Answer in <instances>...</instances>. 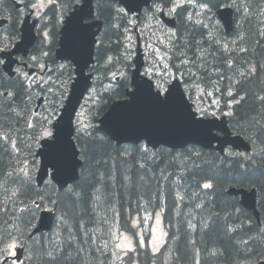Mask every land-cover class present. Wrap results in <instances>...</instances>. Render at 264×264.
<instances>
[{
	"label": "trees",
	"instance_id": "trees-1",
	"mask_svg": "<svg viewBox=\"0 0 264 264\" xmlns=\"http://www.w3.org/2000/svg\"><path fill=\"white\" fill-rule=\"evenodd\" d=\"M57 1L68 7L74 0ZM196 1L208 4L212 10L232 4L235 23L243 17L237 13L234 0ZM250 1L251 8L257 4L264 14V1ZM163 2L165 7L171 4L170 0ZM110 10L111 5L102 7L100 16L110 19ZM185 12L179 9L176 13L180 43L172 52L171 66L180 72L184 67L177 66L182 59L177 54L190 57L192 74L184 72L185 80L213 91L222 110L231 104L229 128L249 142L251 152L220 155L193 146L156 151L142 145L116 146L94 128L74 137L82 160L78 180L61 194L51 182L38 188L32 171L37 142L31 138L36 132L27 127L33 99L27 96L22 82L6 78L0 70V133L9 137L0 139V248L12 238L17 242L26 240L20 264H256L264 260V15L253 22L249 10L242 27L237 31L234 26L230 34L240 37L239 44L228 51L208 40L204 24L185 20ZM120 22L122 36L126 22L123 18ZM108 33L101 37L103 46L96 50L98 65L91 68L98 75L93 86L97 87L96 101L90 107L96 117L112 102L125 98L132 67V62L125 63L127 77L113 88H106L112 81L106 72L116 68L108 57H121L120 50L112 48L125 44L123 36L114 39ZM47 59L55 63L51 52ZM60 70L65 74L55 88L62 81H67L68 88L72 68L69 65ZM225 91H232L233 96L226 97ZM58 97L62 99L59 91ZM22 158L31 163L30 180L19 171ZM204 183L212 187L205 189ZM230 186L257 190L261 226L251 212L240 207L236 197L226 194ZM53 202H57L60 218L56 231L29 239L38 210ZM160 211L167 241L157 254H152L148 236H138L132 220ZM115 231L135 238L134 251L117 259L112 257L111 236ZM3 258L0 256V261Z\"/></svg>",
	"mask_w": 264,
	"mask_h": 264
},
{
	"label": "water",
	"instance_id": "water-1",
	"mask_svg": "<svg viewBox=\"0 0 264 264\" xmlns=\"http://www.w3.org/2000/svg\"><path fill=\"white\" fill-rule=\"evenodd\" d=\"M115 1L123 5L127 12L140 13L143 7L149 6L152 0H132L133 7L131 11L126 6L128 0ZM81 8H83L84 17L88 16L89 13L86 11L88 8L87 1L83 0L82 5L75 8L67 19L76 14ZM217 15L222 21L226 33H230L233 28L232 10L224 8L218 10ZM160 18L166 25L174 27V20L165 18L163 15ZM2 23L1 21L0 24ZM95 24L97 25L96 22L92 23L90 27H93ZM23 26L20 41L15 44L10 52H2L0 54L1 59L5 61L2 69L10 77L14 75L12 68L15 60L12 56L19 52L25 54L34 41L32 32L27 31V28L31 29V26L28 25V18L24 20ZM97 26L100 27V25ZM86 29L90 28L86 27ZM96 33L93 32L90 35L92 36L91 39L87 32L86 37L89 43L84 45H82L80 34L78 32L70 34L66 25L60 33L59 49L55 51V59L57 61H70L73 64L75 77L61 110V115L58 118L59 132L55 152L60 160L58 165L60 172L55 173L50 169L48 161L50 160L51 152L42 147L37 152V156L41 160V166L36 177L38 186L42 185L48 175L49 169L51 170L50 178L59 191L63 190L68 184L78 180V170L82 163L78 159V151L73 141V118L91 85L92 74L86 72L94 62L93 36ZM84 61H87L86 65ZM133 63L134 69L131 78L133 90L127 92V98L113 102L107 112L98 121L99 130L105 133L117 146L122 144L138 145L143 142L153 149L163 146L172 150H178L193 145L204 149H214L220 153L223 152L226 146L238 151H249V145L240 136L231 134L225 117H221L220 119L197 117L192 109V104L187 100L177 80L168 85L167 90L171 92L169 103L166 105L155 103L153 98L157 91L154 90L153 82L146 77L140 76L143 60L139 49ZM41 101L42 98L37 101V107ZM204 129H210V134H205ZM53 131L56 134V129H53ZM51 142V140L48 141V143ZM215 143L216 146H214ZM44 144L45 141L42 140L41 146ZM227 194L232 196L240 195V204L247 210L253 211L258 219V213L255 208V189L246 191L244 189L237 190L230 188ZM55 213V208L52 211H42L30 237L38 233L49 232L52 228L51 221L54 219ZM22 252L23 249H16L14 259L19 261ZM4 262L5 260L1 264H4ZM258 264H264V262H259Z\"/></svg>",
	"mask_w": 264,
	"mask_h": 264
},
{
	"label": "rangeland",
	"instance_id": "rangeland-1",
	"mask_svg": "<svg viewBox=\"0 0 264 264\" xmlns=\"http://www.w3.org/2000/svg\"><path fill=\"white\" fill-rule=\"evenodd\" d=\"M14 1H16L17 3L23 2V0H14ZM28 1L29 2L31 1L30 2L31 5L37 2V0H28ZM262 1L264 0H259L258 2H262ZM56 2L55 1L53 2L56 4V7L52 8L51 11L52 13L51 12L50 13L54 14L56 20H59L60 19L59 17H62L64 15L61 14L62 10L63 9L65 10L67 8V5H65V3L61 4L60 2L57 3ZM53 3H48V0H45L46 7H44L42 10L38 11L37 9L33 8L35 9L36 16L39 15L38 17H41L42 23L51 21L50 14L48 13V8L54 6ZM233 3H235L234 5L237 8V13L239 12L243 16L242 19L238 18L236 22V27L238 28L237 31L239 30L240 27H242L243 25L242 23L246 21V17L250 16L249 10L252 11V18L250 16V19L253 22L259 20L264 15L262 12V8L259 5L254 4L253 8L249 6L252 4L250 0H248L247 2H245L244 0H234ZM157 5L159 4H154L153 8H151L149 12L147 11L146 15L142 20L141 28L143 29V31L147 33L148 38H150V44H149L150 48L146 52L142 71L144 75L148 76L151 80L154 81L156 85V89H157V85H162L163 89H165L168 83L176 77L185 80L184 72L192 74L191 73L192 61L190 60V57L185 58L180 54H177L178 57L182 58V60L177 63V66L184 67V69H182L180 72H176L174 68H172L171 66L172 52L177 48V45L175 44L177 39L175 38V36L173 37L174 45H168V43L166 42L165 38L167 36H171V32L173 31L167 30L158 21L159 20L158 16L160 12H156ZM159 7L161 8L160 5ZM190 7L191 8L189 9V13H199V15L194 14L192 19H194L200 25L204 24L205 26L204 30L208 40L210 39L216 42L217 44H219L220 46L221 45L224 46V50H228V51L234 49L239 44L240 37H232L231 35L230 36L225 35L222 31L219 22L217 21V19L214 17L213 13L209 9L206 11H201V9L199 8V4H197V7L195 8H193L191 5ZM66 12L67 11L65 10V13ZM153 13H155L154 18H153ZM124 16L130 19V20L126 19V23L132 29V26L134 24V19L129 15H124ZM238 17L240 16L238 15ZM139 35L140 34H138L137 36L140 39ZM126 37H131V40L129 41ZM135 37L136 36L134 35V33H132V35L125 36L124 38L125 41H123L125 43V44L123 43L124 47H122L123 49L120 50L121 57L120 56L119 58L112 57L113 64L116 65V68L112 69L111 71L113 72L111 73L106 72V76L111 77L112 79V81L111 82L109 81L110 83L106 85V88H110V87L113 88L115 86V84L113 83L114 80L113 74L117 76L119 75V73H124V75L123 76L120 75V77L121 78L127 77V74H125L126 71L125 63L132 62V58L134 56V50L136 48V43H137ZM159 42L165 43V45H158ZM126 45H130L129 48L130 55L129 53L125 52ZM157 52L159 53L160 57H163V60H160L158 58ZM185 61H187V63H185ZM165 63L169 65V68L167 69V74L163 76L156 75L155 73L157 72L165 71L163 69V64ZM117 70H120L121 72ZM188 81L189 80L184 81L183 86H185L188 97L189 99H192L191 102L194 103V108L199 115H201V110H204L207 114L211 116H213L211 114L213 112L216 113L215 116H219L221 113L224 114L223 112H228L229 106H227V109L222 110L221 109L222 106H220L221 101L217 98V95H215L213 91L204 88L203 85L196 83L195 81H189V82ZM207 93H212V95L209 96L207 95ZM96 94H97V87H93L92 90L88 92L86 96V100L84 101L79 111V113L81 114L79 116V120L81 122V125L84 127V131H87L93 125L91 119L92 114L90 111V107L96 101ZM62 100H60L58 97V89H53L51 91L48 90V98H46V102L43 105L41 112L39 113L40 114L39 117L42 118L43 116L47 115L49 112L52 111L53 107L56 109V112L58 114L59 108L61 107L60 105L63 104ZM215 101H219V104L217 105ZM206 116L207 115H205L204 117ZM25 160L26 159L22 158L20 162L21 167H19V171L21 170V168L24 167H26L28 170L31 168L30 161H26L27 164H25ZM32 171L34 173L35 168H33ZM39 212L40 210H38V214H36V218H35L36 221L38 219ZM156 220H157V215L151 213L142 215L140 217H136L132 220L133 225L135 226V228H137L136 230L140 234H142L143 231L149 233L148 242H149V248L152 252H157L162 247L166 239V232L163 229L162 226L163 223L160 216H159V221H160L159 225H157ZM58 223L59 222L55 219L52 228L56 230L57 229L56 225ZM121 237L122 234L113 237V240L115 241L114 242L115 247L120 242ZM127 237H129L133 243V238L128 235ZM157 246H158V250H155V247ZM9 264H13V263H9Z\"/></svg>",
	"mask_w": 264,
	"mask_h": 264
},
{
	"label": "flooded vegetation",
	"instance_id": "flooded-vegetation-1",
	"mask_svg": "<svg viewBox=\"0 0 264 264\" xmlns=\"http://www.w3.org/2000/svg\"><path fill=\"white\" fill-rule=\"evenodd\" d=\"M82 0H74L71 2V4L66 8V14L61 17L59 20H52V17H50V22H41V17L36 16L35 9L31 7V3L28 0H23L22 3H17L19 6L17 7L14 0H0V20L5 19L6 23H4L2 26H0V48H5L6 51L12 48L14 43L20 39L21 31L20 27L22 26L23 19L29 15L30 20L33 23V32L36 36L35 41L33 45L30 47L28 53L26 55L17 54L14 56V58L17 60V64L15 65L14 69L16 71V75L14 77V81L22 82L27 90V94L34 96L33 91L35 88H38L40 90V85L44 84V86L48 85H56L59 74L57 71L59 70V66L55 63L49 61L47 58L42 60L41 56V49L45 47V50H55L57 42L55 41V38L58 37L57 34L59 33L62 24L66 18V16L75 8L77 7ZM92 3V9H94L93 16L92 17H85L83 22L85 25H89L90 23H93L95 21L101 22V30L96 36V45L95 50H99L100 47L103 46V40L101 39L102 36H106V33L108 31H113V33H108V37L113 36L114 39L121 38L122 36H129L134 33V35L137 37L138 34H140V42L142 46V50H149V44H150V38H148L147 33L143 31L141 28V22L143 20V12L139 18H137L135 15H132L131 17L134 19V24L132 26V29L128 26L126 30L123 31L122 36V27H121V14H118L117 9L120 7L114 0H91ZM159 4L161 6V10H163L167 16H171L176 20V24H178V19L176 13H172L169 15L168 9L170 7H163L161 3H155ZM106 5H111L112 10H110L111 18L106 20L103 17L100 16V10L102 7ZM56 7V6H54ZM70 7V8H69ZM150 8H153L151 6ZM33 13V15H31ZM97 28V27H95ZM94 28V29H95ZM171 36H167L165 38L168 45H173L174 40L173 37L175 36L176 43L179 42L177 28L171 30ZM48 32L49 36L46 38L45 33ZM56 33V34H55ZM135 37V39H136ZM50 41L49 46H43L44 42ZM175 43V44H176ZM158 45H165V43H158ZM112 50H120V46L112 48ZM132 50V49H130ZM178 50L179 49L178 47ZM32 57H36V60H33ZM1 59V58H0ZM182 60V59H181ZM0 64V70H1ZM43 66V67H42ZM19 69V72L17 71ZM42 78H45V80H42ZM33 106H32V113H28L27 121L31 122L33 120V123L35 122V113L33 112ZM20 243V242H18Z\"/></svg>",
	"mask_w": 264,
	"mask_h": 264
},
{
	"label": "snow or ice",
	"instance_id": "snow-or-ice-1",
	"mask_svg": "<svg viewBox=\"0 0 264 264\" xmlns=\"http://www.w3.org/2000/svg\"><path fill=\"white\" fill-rule=\"evenodd\" d=\"M54 0H48V3H53ZM79 2V0H78ZM171 2V7L168 9V13L169 15H171L172 13H176L178 9H184L187 5H191L193 8L197 7V3L196 0H170ZM127 8L129 11H131L133 4H132V0H128L127 3ZM32 8L39 10H42L44 7H46L45 4V0H37L36 3L31 5ZM199 8L201 9V11H206L208 10V4L206 3H201L199 4ZM161 8L159 7V5L156 6V12H160ZM118 14H123V15H127L128 13L125 11V8H119L117 9ZM199 15V13H189L188 19L191 20L193 15ZM155 16V13H153V18ZM84 20V12H83V8L79 9L76 14H74L73 16L69 17L66 21H64L69 33H73V32H78L81 36V41H82V45L89 43V41L87 40L86 37V33H87V29L85 28L84 24L81 23V21ZM49 36V33H45V37L47 38ZM129 41L131 40V37H126ZM129 48L130 45H126L125 47V52L129 53ZM6 47L5 48H0V52H4L6 51ZM44 55L46 56L47 53H44ZM157 56L160 60H163V57L159 56V53L157 52ZM33 60H36V57H32ZM112 58L108 57V61L111 62ZM4 60L0 59V64H3ZM185 63H187V61H185ZM84 64H87V61H84ZM43 67V66H42ZM61 69H63L65 66L61 65L60 66ZM169 68L168 64H163V69L165 70L164 72H157L155 73L158 76H163L167 74V69ZM17 71L19 72V69H17ZM254 71V69H253ZM121 76L124 75V73H120ZM113 78H115V74H113ZM71 76L69 77V80H71ZM67 84V81H62L60 87L58 88V91L60 93V97L64 98L65 97V92L67 91V88L65 87V85ZM151 88V86H150ZM49 91H51V89H49ZM9 95H11V93H9ZM207 95H212V93H207ZM228 96H233L232 91L228 92ZM171 98V92L170 90L167 89H163L162 85H157V93L154 96V102L157 103L158 105H166L169 103V100ZM243 99V98H241ZM239 101H237L238 103ZM215 103L218 105L219 101H215ZM61 107H63V105H60ZM229 107H231V104L229 105ZM213 116L216 115L215 112L211 113ZM225 115L231 116L232 113L231 112H226L224 113ZM57 112L56 109L53 107L52 111L49 112L47 115L43 116L39 125L33 123V122H28L27 123V127L29 129H32L33 131L36 132V135H34L31 139L36 141L37 144L39 145V142L41 140L45 141V144L42 145V147H45L46 149L50 150L51 155H50V160L48 161L49 167L50 169H52L55 173H59L60 172V168L58 167L60 160L55 152V147H56V143L58 142V132H59V120L57 119ZM81 114L77 113V128H76V132L77 135H79L80 133L84 132V127L81 125V122L79 120V116ZM205 115H207V113L204 110H201V118H203ZM55 121V123H53ZM49 125H51L52 127H49ZM37 128H39V130L37 131ZM53 129H56V134H54ZM205 134H210L211 130L210 129H204ZM0 139L3 140H8L9 137L4 134V133H0ZM51 140V143H48V141ZM12 146L15 148L16 144L15 142H13ZM25 164H27V162L25 161ZM21 173L23 174V176L30 180L31 179V174L30 171L24 167L21 168ZM203 187L205 189L211 188L212 185L210 183H204ZM40 205H37V208H39ZM47 211H52L51 209H47ZM159 214H157V220L156 223L157 225H159ZM141 245H143V241H141ZM18 247V244L15 240V238L10 239L9 242H6L4 244L3 248H0V256L4 257V260L6 262L7 257L12 256L15 257L16 256V252L14 251V249H16ZM116 247L118 249H121L123 251L126 252H131L134 251L133 248V243L132 240L127 237V236H122L120 239V242L116 245ZM155 250H158V246L155 247ZM13 264H15V261L13 262Z\"/></svg>",
	"mask_w": 264,
	"mask_h": 264
},
{
	"label": "bare ground",
	"instance_id": "bare-ground-1",
	"mask_svg": "<svg viewBox=\"0 0 264 264\" xmlns=\"http://www.w3.org/2000/svg\"><path fill=\"white\" fill-rule=\"evenodd\" d=\"M57 3V2H56ZM262 8V7H261ZM257 21V20H256ZM263 23V22H262ZM259 24H261V23H259ZM230 36V35H229ZM196 37V36H195ZM242 46V45H241ZM173 56V55H172ZM229 60V59H228ZM241 80V79H240ZM205 88V87H204ZM224 92V91H223ZM225 95H226V97L228 96V93L225 91ZM223 96V95H222ZM224 98V97H223ZM226 99V98H225ZM223 103H224V101H223ZM8 104V103H7ZM234 105V104H233ZM63 190H65V188L63 189ZM63 190H61V191H63ZM41 212L42 211H40L39 212V215H38V219H37V221L34 223L35 225L37 224V222H38V220H39V218H40V214H41ZM37 214H38V212H37ZM36 218V217H35ZM54 220H55V218L54 219H52V221H51V226L53 227V224H54ZM35 221V220H34ZM254 222V221H253ZM227 261V260H226ZM224 264V263H223Z\"/></svg>",
	"mask_w": 264,
	"mask_h": 264
}]
</instances>
